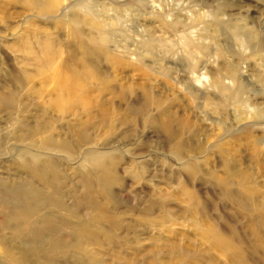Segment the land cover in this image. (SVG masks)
<instances>
[{"label": "rangeland", "instance_id": "1", "mask_svg": "<svg viewBox=\"0 0 264 264\" xmlns=\"http://www.w3.org/2000/svg\"><path fill=\"white\" fill-rule=\"evenodd\" d=\"M49 1L41 15L40 0H0V183L57 196L73 222L51 213L42 243L15 239L0 187V264H264V224L221 191L230 165L264 191V0ZM62 74L81 77L79 96ZM44 141L55 195L19 157Z\"/></svg>", "mask_w": 264, "mask_h": 264}, {"label": "bare ground", "instance_id": "2", "mask_svg": "<svg viewBox=\"0 0 264 264\" xmlns=\"http://www.w3.org/2000/svg\"><path fill=\"white\" fill-rule=\"evenodd\" d=\"M84 4L80 7L83 8ZM58 6L59 5L57 2L52 3L49 0H40V3L34 5V7L37 8L38 12H41V15H44L46 12L57 11L59 9ZM66 11H68V8L64 9L65 13ZM88 11L92 13V11L89 8H88ZM64 18L67 19L68 21H72V23L75 25L80 24V17L76 14H73L71 16L64 14ZM75 34H77V32ZM88 41L91 43H95L93 38L91 39L88 38ZM258 47L260 48L261 46L258 45ZM260 53L261 52L254 53L252 56L258 58L261 55ZM232 72L233 74H235V71H232ZM203 77H205V73L201 74L194 70L191 71V79L195 81L196 83L202 85L201 78L203 80ZM220 77L221 78L220 79L217 78L216 79L217 81L215 82L216 83L215 88L218 90V92L220 94H223L226 91L227 92L232 91L234 89V84L236 81L235 77L225 76L222 74ZM80 80H81V77L76 74L71 75V76H66L65 74H62L57 79L56 83L59 89H64V90L67 89L68 91L67 90L66 91L68 95L76 97V96H79L78 91H79V88L81 87V86L79 87V85H81ZM219 84H222V85H219ZM229 84H232L233 86L230 87ZM63 101H64L63 98L60 97L57 100V103L62 104ZM144 101H146L147 103L145 105L143 104L142 111L144 113H147L148 103H151V102H150V99H147ZM223 104L225 103H222L221 105ZM244 105L248 109H251L252 113L256 115L257 112L255 111L258 110V107L256 109L254 107H250L248 104H244ZM51 148H52V144L49 141H44L43 146L41 147L40 151L39 150L38 151H25V152H22L19 155V157L21 159L23 158L22 161H24L25 163L24 170L26 174L27 173L28 175L31 174V176H35V178H37L39 182L43 184H47L49 185V187L51 186V189L55 195L57 193L56 191H58V188H54L52 186L53 184L46 182L45 176L49 175V173L48 171L47 173H45V170H44L48 168H49L48 170H51L50 172H52L53 170L52 165H51L52 159L48 156V152L52 151ZM175 157L176 158L179 157V154L177 152H175ZM104 158H105L104 156L101 157L98 154L89 152L85 154L83 161L85 165H88L87 168L89 171L96 172L97 170H100V171L103 170L102 163H103ZM244 170L245 171L237 174L239 171L236 168H234L232 165H230L229 170L226 173V179L223 180V183L221 185V191L227 198L233 199L232 203L234 204V206L239 210L240 213H244L246 215L247 220L250 219V224L251 223L253 224V225L251 224L252 226L259 227L260 223L257 222V219L260 220L264 224V191L254 186L256 184L255 181L253 180L248 181V178H249L247 174L249 173L248 169H244ZM244 174H247V176ZM236 176L239 179L237 181L238 182L237 186L239 185V188L233 190L234 187L232 188L230 186L233 185V183L235 182L234 177ZM15 183H12L11 185L9 183L7 185L0 183V187L3 188L4 189L3 191L6 193V197L12 198L16 202V205L13 206L14 207L13 210H7L2 216L0 215L2 222L5 225H7V227H9L10 229L16 228V230L13 231V236L15 239H19L20 237H23L22 236L23 234H25L33 238V240L36 241L37 243H42V240L44 239L45 232H46V230L44 229L45 227L44 225H48L50 222H54V220L49 216L51 213H57L61 211H63L64 213H68L66 224H70L71 226V223L73 222L74 211L72 210L73 211L72 212L70 209H67L61 201L57 200V196L54 198V196H48V195L43 194L42 192L37 193L35 189H33L30 186H24L22 183L20 184H15ZM253 190H255L256 192H253ZM259 190L261 191L259 192ZM192 201L193 200H190V203ZM45 208H51L50 212L46 211L47 212L46 215L42 214V211H44ZM34 217H36L35 220H34ZM69 218L71 219V221H69ZM82 222H84L85 224H91V221L90 223H88L89 221L86 219H84ZM88 226L89 225H84L82 227L74 229V231L77 232L78 230L80 232L82 228L86 230ZM53 230L54 229L52 228L50 231L53 232ZM211 233L212 235L208 234V236L211 237L213 240L215 237V239L219 241L222 240L224 243L231 244L228 240L223 239V236L221 234L216 235L215 233L213 234V232ZM72 235L76 236V233L72 232ZM56 240L57 239L54 237L53 241L55 242H53V244L56 243Z\"/></svg>", "mask_w": 264, "mask_h": 264}]
</instances>
